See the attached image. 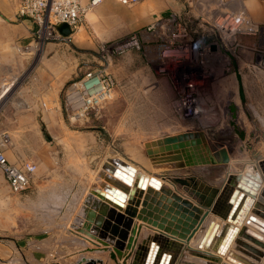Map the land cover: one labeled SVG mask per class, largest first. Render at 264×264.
<instances>
[{
    "label": "crops",
    "instance_id": "1",
    "mask_svg": "<svg viewBox=\"0 0 264 264\" xmlns=\"http://www.w3.org/2000/svg\"><path fill=\"white\" fill-rule=\"evenodd\" d=\"M84 1L86 2L87 0ZM232 1H235L239 6L243 5L249 19L262 27V33L257 36L245 35L240 37V43L243 48L239 50L240 57L239 60H236V63L242 76L246 103L245 105L241 104L239 96L233 98L231 94L232 98H230V92H238L237 75L234 71L222 74L224 65L219 60L218 52L212 53L210 62L207 65L210 76H214L215 80L212 82L214 86H217V94L211 91L210 84L207 85L209 90L207 101L210 105L215 106L214 108L217 105L227 106L232 101L231 104L235 105V113L240 119L242 112L247 110L252 112L253 108L264 115V69L254 68L252 70L247 67V64H256L257 62L258 52L253 50L252 47L264 48V0ZM172 8L173 4L170 0H142L134 5H124L117 0H104L103 3L86 13L81 24L85 28L92 29V37L94 39L82 40L83 43L80 44L78 41L82 39L79 38L81 36H74L75 34L73 33L69 38L46 41L37 47H32L38 29L37 23L32 18L18 15L15 0H0V106L4 104L3 111L0 114V128L21 134V137L11 138L10 143L4 147L5 154L7 158L9 157L8 160L12 162L10 158L12 159L13 154H15V163L30 162L35 164L40 170L39 178L48 175L50 180L54 178L58 170H66L64 167L66 166L65 159H68V157L78 158L84 164V167L82 166L83 168H81L82 172L94 173L92 181L86 183L85 187H82L79 192L72 193L70 189L65 194V198L67 201L69 200L70 203L68 204L71 207L68 208V210H71V218L69 220L54 221L53 224H50L52 222L40 223V225H45V230L41 232L26 237L17 236L0 241L1 264H74L79 259H100L104 261V264H117L110 258V249L89 250V248L104 247L96 240L89 238L85 233L79 234L76 229L84 228L87 224L84 219L86 210L96 209L92 204L89 206L86 203L95 188V181L96 183L99 182L96 189L104 193V189L100 185L102 179L98 177V171L108 158H120L128 162L133 168L135 167L136 171L151 178L149 176L151 173H144V171L136 167V164L119 157V153L116 150L121 145L126 147L136 146L134 143L138 132L136 110H129L132 112L133 119L132 121L127 120L126 111L118 106L120 96L116 100V94L118 92L121 94L117 79L114 98L107 101L102 109L96 115H93L94 117L86 120L76 121L68 119L64 115L63 110L57 108L56 94L61 92L66 86V78L64 77L67 75L66 71L69 70V74H73L71 67L74 59L73 46L86 50L98 43L115 40V38L119 39L135 31L143 30L169 14H178L177 12H171ZM178 8V10L182 9L181 6ZM185 10L183 13H181L182 11L179 13L184 14L186 13ZM74 39L78 40L74 41ZM31 48H34L37 53L28 51ZM231 63L234 65L233 61ZM62 70L63 72H61ZM62 73L63 76H61ZM222 92L226 94V97H223ZM11 93H15V96H13V101L9 102V94ZM213 110L211 109V111ZM40 117H43V123L47 125L48 131L53 134V140L42 142L39 135ZM77 126H81V129L77 130ZM249 129L244 130L246 134L249 133ZM139 131L145 132L146 130L140 127ZM185 131H202L204 134L203 141L193 146V149L198 148L199 153L202 151L205 156H214L220 159L222 158L220 152L226 150L231 158L229 164L236 159L242 149L248 146L252 147L251 145L254 146L255 143L241 139L234 142H224L215 134H209L203 129L192 126L174 132L159 130L155 137L150 140L146 139L144 142L145 149H147V143H151L149 144L151 147L153 145L152 142L158 138ZM238 132L241 133L242 131ZM261 132V136H264L263 130L257 131L256 134L260 135ZM262 142H257L256 145L263 147ZM29 150H31V153ZM234 150L237 151L235 152ZM103 153L105 156L103 155L104 157L102 156L101 158L100 156ZM165 156L163 157L168 159L169 155ZM97 158L100 159L98 162V167L100 166L98 173L92 169V163ZM164 158L158 162H155L157 160L152 158L154 163L168 166V176L154 177L160 178L162 182L161 189L168 188L170 191L173 190V192L191 200L194 204H199V198L195 195V192H200L204 198H207L210 196V190L206 189L207 186L221 189L224 184L225 179L220 181L211 180L212 169L228 163L212 164L213 166H209L211 169L200 170L196 167H174L173 163L183 162V157L178 160H164ZM254 159L252 163H256V172L262 177L258 162L264 161V155L257 154ZM62 160L64 162L63 166ZM58 162H60V165ZM239 162L240 159L237 163ZM35 172L30 175V183ZM229 173L237 174L236 171H230ZM2 174L8 184L3 172ZM173 175L183 180H188L192 176L195 180L194 182L189 181L187 184H174L173 180L175 177H172ZM260 191H257L256 198L261 197ZM92 196L93 200H90V203L96 200L104 203L98 194H93ZM126 205L127 202L124 206L126 207ZM140 208L141 206H139ZM57 211L61 213L65 209L58 207ZM213 219L219 223L223 222L210 212L196 237L184 243L171 239L170 246H166V243L163 242L160 247L161 254H174L172 264H230L231 262L229 263L228 259L226 261L222 257H217L216 253L200 248V240L204 234L205 227ZM169 222L170 220H168ZM133 225H142L140 243L144 239L146 241L145 245L149 247L151 239L156 232L155 228L142 223L137 218H134ZM48 228L63 230V232L55 237L54 232H50ZM153 244L156 245L157 242H153ZM96 245L100 247H95ZM175 245L177 247L180 246L178 250H176ZM252 245L255 246L254 244ZM255 247L258 248L257 246ZM230 251L237 252L234 245L229 248L225 256L229 255ZM125 253H131L132 256L126 260V263H124V259H119V263L131 264L134 249L130 251L126 249ZM240 255L251 260L243 254ZM261 260L263 261L264 259Z\"/></svg>",
    "mask_w": 264,
    "mask_h": 264
},
{
    "label": "rangeland",
    "instance_id": "2",
    "mask_svg": "<svg viewBox=\"0 0 264 264\" xmlns=\"http://www.w3.org/2000/svg\"><path fill=\"white\" fill-rule=\"evenodd\" d=\"M197 1L198 0H170L173 4L171 12L181 14L184 12V9H186L185 11H187L188 14L185 21L191 30L192 36L198 40L200 45L204 46L210 42L213 43L214 38L209 36L206 30L203 29V23L193 16V10L195 9ZM179 6L182 8L181 10H178ZM74 34V36H81L79 38L82 39L78 41L80 44L86 39L93 38L92 29L85 28L82 25L78 26ZM75 40L78 39H74V41ZM34 45H32V47H36ZM99 45L98 43L86 50L73 46L74 59L71 66L73 74L70 75L69 70L66 71L67 75L64 76L66 78V86L61 92H57L56 94L57 108L60 110L62 109L65 116L64 98L66 90L71 82L80 78L89 70L106 68L119 82L121 94H119V92L116 94V100L120 96L118 106L126 111V119L131 121L133 119L132 112L129 110H136L137 113L136 123L138 132L135 137L136 142H134L136 146L126 147L125 145H121L116 149L119 153V157L136 164V167L144 171V173H151L149 174L150 177H166L169 173L167 171L168 166L166 164L154 163L152 159L154 158L157 160L155 162H158L161 159L163 160L166 156L149 157L146 154L144 142L146 139L150 140L155 137L159 130L174 132L194 126L209 132V134H215L224 142H234L240 139L255 142L254 146L251 145L252 147L248 146L242 149L232 163L212 169V181L225 179L230 171H236V173L256 172V163H252V161L254 162L255 155H264V136H261L262 132L260 135L256 134L257 131H264V115L262 112H258V110L254 108L252 112L248 110L244 111L242 112L241 120L237 113L235 117L231 114H226L223 108L217 105L213 111L205 116H201L199 119H184L178 114L174 107V102L177 99V89L175 86V79L173 78L174 75L170 68L162 70V64L155 52L131 50L121 56L113 57L111 61H104L99 55ZM259 49L264 51L263 47ZM28 51L37 53L34 48ZM61 72H63V70ZM61 76H63V73ZM145 81L146 83H144ZM222 95L226 97V94H223V92ZM13 96H15V93L9 94V102H11V100L13 101ZM91 117L94 116L92 115ZM39 120V135L42 142L53 140V134L48 131L47 125L43 123V117H40ZM140 127L146 131L140 132ZM247 128L250 129L248 131L249 133L246 134L244 130ZM76 129L80 130L81 126H77ZM6 131L13 139L21 137L20 133ZM238 131L244 132L243 139L240 137ZM257 142H262L263 147H258L256 145ZM151 147L154 148L153 145ZM29 151L31 153V150ZM234 151L236 152L237 150ZM104 153L101 154V158ZM14 156L15 154H13L10 160L14 164H18L15 163ZM170 156L172 155H169L168 159L171 158ZM237 159H240L239 163H237ZM164 160H166V158H164ZM99 161L100 159L97 158V160L92 163V169L96 172L100 167H98ZM58 163L60 165V162ZM63 163L62 160V166ZM65 164L66 166L64 167L66 170H58L52 180L48 179V175L39 178L40 170L37 166L29 187L22 192H13L0 170V241L15 238L17 236L26 237L41 232L45 230V225H40V223L52 222L50 224H53L54 221H66L71 218V210H68V208H71L70 204H68L70 202L65 198V194L70 189L72 193L79 192L82 187H85L86 183H89L90 180L93 179L94 173H90V175L89 173L82 172L81 168L84 167V164L75 157H68V159H65ZM210 165H203L196 168L200 170L211 169V167H209ZM172 177L177 176L173 175ZM58 207L64 208L65 211L61 213L58 212ZM49 231L54 232L55 237L63 232V230L55 228H50ZM102 264H104V261H102Z\"/></svg>",
    "mask_w": 264,
    "mask_h": 264
},
{
    "label": "water",
    "instance_id": "3",
    "mask_svg": "<svg viewBox=\"0 0 264 264\" xmlns=\"http://www.w3.org/2000/svg\"><path fill=\"white\" fill-rule=\"evenodd\" d=\"M58 29L64 36L72 34L71 28L66 23L60 24ZM236 75L239 98L241 104H245L242 76L237 70ZM229 109L231 115L235 117V105L230 104ZM239 135L242 139L244 138V133L239 132ZM203 138L202 131H185L165 135L152 142L154 148L149 146L151 143H147L146 153L150 157L172 155L169 160H178L183 157V162L174 163V167H199L229 163L230 157L226 150L220 152L222 156L220 159L214 156H205L202 151L199 153L196 147L193 149V146L200 144ZM98 172V177L103 179L100 185L104 189V193L94 189L91 195L98 194L104 203L98 201L90 203L92 198H89L86 203L92 204L96 209L86 210L84 219L87 223V230L92 231L89 234L90 237L96 239L104 248H89V250L110 249V258L117 264H120L119 259L126 261L132 255L125 253V250L135 249L134 244L136 245L138 237L141 235L142 225L133 226L134 218H137L155 228L156 232L149 247L145 245L146 241L144 240L140 243L139 249L134 252L131 264H169L172 254H161V245H155L153 242L163 241L166 246H170L171 239L181 243L189 241L197 226L211 212L223 222L219 223L214 219L210 221L200 240V248H205L216 254H224L229 242L239 234L240 238L236 240L240 246L238 250L247 255L250 252L257 257L261 256L252 246L242 242L241 237L252 240L262 248H264V237L253 234L248 228L238 230V227L234 226L243 222L251 206L255 205L254 211L248 218V223L253 224L264 233V206L255 201L261 184L258 172L229 173L221 189L206 187L210 190V196L207 198H204L200 192L194 191L199 198V204H194L191 200L168 188L159 191L160 181L154 177L148 179L137 173L129 163L120 158H108ZM194 180L192 176L188 180L175 177V182L181 184H187L189 181L194 182ZM125 202H127L125 211L120 212L124 208ZM139 206H141L140 209ZM168 220H170L169 223ZM95 247L100 246L96 245ZM172 249L174 248L172 247ZM227 259L236 262V264L255 263L235 251H230ZM75 264H102V260L80 259Z\"/></svg>",
    "mask_w": 264,
    "mask_h": 264
},
{
    "label": "built area",
    "instance_id": "4",
    "mask_svg": "<svg viewBox=\"0 0 264 264\" xmlns=\"http://www.w3.org/2000/svg\"><path fill=\"white\" fill-rule=\"evenodd\" d=\"M17 13L20 16L32 18L38 25L34 44L52 40L69 38L80 26L86 13L103 3L104 0H15ZM124 5H134L142 0H117ZM190 12V11H189ZM192 13V12H191ZM184 14H169L150 24L147 28L135 31L122 38L101 42L99 55L102 60L111 61L115 56H121L128 51L137 50L155 52L160 59L162 70L170 68L177 99L174 107L184 119H199L215 109L207 101L210 84L214 93L216 87L210 76L207 65L213 52H218L225 72H240L236 63L239 60L241 36H257L262 33V27L251 21L243 5L232 0H198L193 16L203 23V29L214 38L213 43L200 45L192 36ZM66 23L72 34L64 36L58 26ZM257 51L256 64H247L248 69H264V51ZM242 60V59H241ZM234 62V65L231 62ZM211 80V83H210ZM5 88V86H3ZM117 81L106 68H96L87 71L83 76L71 82L64 98V111L68 119L86 120L96 115L103 105L114 98ZM233 98L238 92H230ZM221 106L225 113L231 114L229 106ZM3 106V105H2ZM0 106V114L2 111ZM11 137L6 130L0 128V169L4 173L10 189L22 192L30 185V175L37 166L30 162L14 164L5 154L4 147L10 143ZM1 264V263H0Z\"/></svg>",
    "mask_w": 264,
    "mask_h": 264
},
{
    "label": "bare ground",
    "instance_id": "5",
    "mask_svg": "<svg viewBox=\"0 0 264 264\" xmlns=\"http://www.w3.org/2000/svg\"><path fill=\"white\" fill-rule=\"evenodd\" d=\"M128 163V162H127ZM259 164H258V166H259V169H260V172H261V174H262V177H261V179L263 180H261V187H259V189H258V191H260L261 189V191H260V195H261V197L260 198H256L255 199V201L256 202H259L260 204H262V206H264V161H260V162H258ZM137 173H139V174H141V175H143V176H145V177H147L148 179H151V178H149L148 176H146V175H144V174H142V173H140V172H138L137 171ZM135 177V176H134ZM156 180H158V181H160V183H161V186H162V182H161V180H160V178H155ZM90 181H92V180H90ZM95 181V180H94ZM99 181H100V179H99ZM102 181H103V179H102ZM101 181V182H102ZM192 182V181H191ZM95 183V185H94V189H96V186H98V184H99V182L98 183H96V181L94 182ZM173 183L174 184H176V182H175V178H174V180H173ZM162 188V187H161ZM159 189V191L160 190H162V189ZM93 196L90 194L89 195V197H88V199L90 198H92ZM91 200H93V198L91 199ZM96 201H98V202H100L99 200H96ZM126 203V202H125ZM88 206V205H87ZM89 206H90V204H89ZM125 206H124V208L120 211V212H124L125 211ZM254 208H255V205H253V206H251V208H250V210H249V212H248V214H247V216H246V218L244 219V221L243 222H241L240 224H236V225H234V226H237L238 227V230H241V229H244V228H248V229H250V231L253 233V234H255V235H257V236H260V237H264V233L261 231V230H259V229H257L253 224H249L248 223V218H249V216L252 214V212L254 211ZM89 209V208H88ZM84 210H85V208H84ZM90 210H92V209H90ZM84 213H85V211H84ZM86 215V214H85ZM209 215V214H208ZM207 218H208V216H206ZM207 218H205V219H207ZM204 219V220H205ZM204 220L202 221V223L201 224H199L198 226H197V228L195 229V231H194V234H193V236H192V238L191 239H193L194 237H196V235H198L199 233H200V230L202 229V226H203V222H204ZM264 221V220H263ZM142 223H144V222H142ZM133 224H134V221H133ZM86 226L87 225H85L84 226V228H78V229H76L77 231H78V233L79 234H81V233H85L89 238H91L90 237V233H92V232H90L91 230H87V228H86ZM134 226V225H133ZM260 227V226H259ZM261 228V227H260ZM81 231V232H80ZM86 231V232H85ZM141 234H142V231H141ZM140 237H141V235H140ZM140 237H138L139 239H138V241H137V243H136V245L134 246L135 247V249H134V252H135V250H138L139 249V245H140ZM237 238H240L239 237V234H237L236 235V237L231 241V242H229V245H228V248L226 249V251H225V253L224 254H217V257H222L224 260H226L227 261V258H228V255H226L225 256V254L227 253V251L229 250V248L232 246V245H234V248L237 250V252H239L240 254H243V255H245V256H247L248 258H250L252 261H254L255 263H257V264H264V260L262 261L261 259H264V248H262L261 247V245L259 246L258 244H256V243H254V242H252V240H249V239H242V237H241V240H243L242 242H245V243H247V244H249L250 246H252V248H254L257 252H259L260 253V257H257V256H255V255H253V254H251L250 252L248 253V251H246L249 255H247V254H245V253H243L241 250L239 251L238 249H240V246H238V244L236 243V240H237ZM91 239H93V240H96V239H94V238H91ZM191 239L189 240V241H191ZM144 240V239H143ZM189 241H187V242H189ZM143 242V241H142ZM162 243H163V241H160V243H158L157 242V244L156 245H158L159 246V244L162 246ZM254 244L255 246H257L258 248H256L255 246H253L252 244ZM96 244V243H95ZM160 246V247H161ZM180 246H176V250H178V248H179ZM130 251V250H129ZM96 252V251H95ZM176 252V251H175ZM177 253V252H176ZM128 254V253H127ZM172 254V253H171ZM132 255V254H131ZM255 257V258H253V257ZM211 257H213V256H211ZM173 260H174V254H172V258L170 259V263L169 264H172V262H173ZM219 261H221V260H219ZM231 261L229 260V263H230ZM124 263H126V261L124 262ZM231 263H233V264H236V262H231ZM230 263V264H231Z\"/></svg>",
    "mask_w": 264,
    "mask_h": 264
}]
</instances>
